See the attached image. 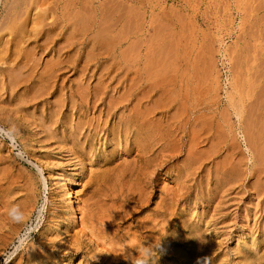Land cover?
<instances>
[{"label":"rangeland","instance_id":"rangeland-1","mask_svg":"<svg viewBox=\"0 0 264 264\" xmlns=\"http://www.w3.org/2000/svg\"><path fill=\"white\" fill-rule=\"evenodd\" d=\"M185 1L0 0V31L6 28L4 35L0 33L5 38L16 34L7 31L8 25H27L22 42H13L7 55H0V264H92L81 256H65L66 250L61 249L74 236L82 235L81 219L88 210L100 223L108 221L113 237L103 245L105 242L98 244L92 238V244L85 248L104 264H129L118 259L122 252L114 229L119 227L121 234L144 231L149 239L161 238L160 254L149 264H264V203L257 207V190L264 186L257 173L264 167V77L257 78V72L264 73V65H259L264 64V8L259 6L264 1ZM254 5L259 7L253 9ZM182 24L187 27L181 29ZM129 25H138L135 36ZM160 25L168 28L163 26L166 29L159 35L154 30L158 26L162 29ZM153 31L158 34L155 42ZM164 33L170 35L168 39ZM171 38L177 46L179 38L186 48L188 42L187 51L192 48L193 57L206 50L203 55L213 56L216 62L209 59L214 65L212 73L199 84L201 87L196 86L192 100L183 108L173 104L169 109V93L161 96V137L156 152L149 154L144 139L153 142L148 138L153 130L137 135L134 123L129 122L132 105L120 97L131 86L155 91L178 89L175 82L167 83L169 77L163 86L160 84V78L178 74L177 60L178 70L164 74L154 67L156 57L151 58L155 48L163 42L170 45ZM135 39L142 45L139 48L136 42L138 48H134L140 55L130 53ZM208 47H213V52ZM60 48L64 81L58 83V78L46 76L56 70ZM147 51L151 55L146 57ZM13 53L15 62L10 63L12 58H5ZM247 53L252 54V60L248 58L251 63ZM174 54L168 69L177 59ZM146 58L155 65L147 66ZM187 60L184 72L188 71ZM142 62L147 72L153 70L145 73ZM9 65L11 70H7ZM61 84L62 94L58 92ZM94 90L108 91L113 97H91L89 92ZM256 97H262V102ZM111 104L115 107L108 114ZM252 105L256 112L257 107H263L260 116L255 112L249 118L254 113ZM237 106L243 111L240 119L234 112ZM251 123L260 131L258 138ZM112 215L121 216L111 220L115 223L111 228ZM135 256L140 264L145 256L141 247Z\"/></svg>","mask_w":264,"mask_h":264},{"label":"bare ground","instance_id":"bare-ground-1","mask_svg":"<svg viewBox=\"0 0 264 264\" xmlns=\"http://www.w3.org/2000/svg\"><path fill=\"white\" fill-rule=\"evenodd\" d=\"M11 1V0H10ZM160 1V0H159ZM189 2H190V0H188ZM188 1H185V2H187V3H189ZM238 1V0H237ZM236 1V2H237ZM244 1V0H243ZM262 1V0H261ZM264 1V0H263ZM13 2V1H12ZM12 2H11V4H12ZM246 2H248V0L246 1ZM245 2V3H246ZM253 2H255L254 0H253ZM138 3V2H137ZM141 3V2H140ZM159 3V2H158ZM215 3V2H214ZM213 3V4H214ZM240 3V2H239ZM256 3H257V0H256ZM264 4V2H261V4ZM199 4V3H198ZM253 4H255V3H253ZM135 5V4H134ZM134 5H132V6H134ZM259 5V4H258ZM254 5V6H251V7H253V9H256V7L258 8L259 6H261V8L263 9L264 8V5ZM132 6H130L131 8H132V10H133V7ZM136 6V5H135ZM158 6V5H157ZM249 6H250V4H249ZM249 6H247V8H249ZM256 6V7H255ZM11 7V6H10ZM29 7V6H28ZM137 7V6H136ZM140 7V6H139ZM216 7V6H215ZM239 7V6H238ZM250 7V8H251ZM255 7V8H254ZM9 8V7H8ZM130 8V9H131ZM183 8V7H182ZM21 9V8H20ZM137 9V8H136ZM252 9V8H251ZM253 9H252V11H253ZM260 9V8H259ZM258 9V10H259ZM8 10H6V12H7ZM15 11V10H14ZM140 11H142V10H140ZM11 12V11H10ZM20 12V11H19ZM131 12V11H130ZM165 12V11H164ZM167 12V11H166ZM176 12V11H175ZM174 12V13H175ZM120 13V12H119ZM144 12L142 11V14H143ZM250 13V12H249ZM18 14V13H17ZM24 14V13H23ZM114 14V13H113ZM140 14V13H139ZM138 14V15H139ZM141 14V15H142ZM164 14H166V13H164ZM5 15V14H4ZM6 15H7V13H6ZM5 15V16H6ZM13 15V14H12ZM21 15V14H20ZM120 15V14H119ZM137 15V16H138ZM140 15V16H141ZM263 15H264V13H263ZM132 16V15H131ZM130 16V17H131ZM136 16V15H135ZM169 16V15H168ZM185 16V15H184ZM184 16H181V18L182 17H184ZM7 17V16H6ZM11 17V16H10ZM133 17V16H132ZM131 17V18H132ZM139 17V16H138ZM163 17V16H162ZM161 17V18H162ZM180 17V16H179ZM179 17H178V19H179ZM260 17H262V16H260ZM13 18V17H12ZM134 18V17H133ZM164 18V17H163ZM247 18V17H246ZM14 19V18H13ZM106 19V18H105ZM135 19V18H134ZM133 19V20H134ZM165 19H166V17H165ZM211 19V18H210ZM264 19V18H263ZM262 19V20H263ZM11 20V19H10ZM9 20V21H10ZM118 20H120V19H118ZM133 20H131V21H133ZM138 20V19H137ZM184 20H185V18H184ZM183 20V21H184ZM260 20V19H259ZM79 21V20H78ZM117 21V20H116ZM140 21V20H139ZM164 21V20H163ZM182 21V22H183ZM2 22H3V20H2ZM4 22H6L5 20H4ZM3 22V23H4ZM79 22H81V21H79ZM119 22V21H118ZM167 22V21H166ZM171 22V21H170ZM180 22V21H179ZM253 22V21H252ZM255 22H257V20L255 21ZM261 22H263V21H260V23ZM13 23V22H12ZM133 23V22H132ZM135 23V22H134ZM136 23L137 24H139V22H137L136 21ZM158 23V22H157ZM161 23V22H160ZM193 23V22H192ZM102 24V23H101ZM141 24V23H140ZM165 24V23H164ZM186 24H187V22H186ZM262 24V23H261ZM115 25H116V22H115ZM173 25V24H172ZM185 25V24H184ZM184 25L182 24V25H180V28L181 29H183V27H184ZM264 25V24H263ZM2 27L4 26V25H1ZM16 26V25H15ZM26 26L27 25H19L17 28H15L14 26H12V25H8L7 26V31L9 32V29H10V31H11V33L12 34H15V32H16V34L14 35L15 37H13V38H5V36H3L4 35V33H6V32H4V30H6V28L4 27V28H2V29H4V30H2V31H0V32H2L3 33V35L0 33V55H2V54H6V52H9L8 50H10V47H11V45H12V43L14 42V44L15 45H18L20 42H22V39L24 38V34H25V28H26ZM102 26V25H101ZM104 26V25H103ZM110 26V25H109ZM131 26V27H130ZM137 26L138 25H129V29L131 30V32H132V34H133V36H135L136 35V29H137ZM161 27H162V29H160V27L158 26V28H159V30H157L158 28H157V26H154V29H155V27L157 28L156 30H154L156 33H160L161 31H165L164 29H166V28H168V27H166V25H163L164 27H166V28H164L162 25H160ZM168 26H171V23H170V25H168ZM12 27H14V28H12ZM115 27V26H114ZM125 27H126V25H125ZM128 27V26H127ZM172 27V26H171ZM185 27H187V26H185ZM185 27H184V29H185ZM28 28V27H27ZM123 28H124V26H123ZM164 28V29H163ZM174 28V27H173ZM128 29V28H127ZM126 29V30H127ZM128 29V30H129ZM143 29V28H142ZM170 29V28H169ZM168 29V30H169ZM262 29V28H261ZM260 29V30H261ZM111 30H113V29H111ZM123 30H125V29H123ZM125 30V32H127ZM161 30V31H160ZM180 30V29H179ZM41 31V30H40ZM153 31V32H154ZM159 31V32H158ZM181 31V30H180ZM249 31V30H248ZM130 32V31H129ZM154 32V33H155ZM166 32H167V30H166ZM185 32H186V30H185ZM184 32V33H185ZM256 32V31H255ZM49 33V32H48ZM155 33V34H156ZM170 33V32H169ZM262 33H264V32H262ZM262 33H261V35H262ZM27 34V33H26ZM60 34V33H59ZM128 34V33H127ZM126 34V35H127ZM154 34V36H152V40L154 41L156 38H155V36H157L158 34H156L155 35ZM166 33H164V35H165ZM167 34H168V32H167ZM165 35V38H169L168 36H170V35ZM250 34V33H249ZM253 34V33H252ZM160 35V34H159ZM177 35V34H176ZM175 35V36H176ZM256 37H258L257 36V32H256ZM259 35V34H258ZM49 36V35H48ZM151 36V35H150ZM149 36V37H150ZM162 36H163V34H161V37L159 38V39H161L162 38ZM189 36H191V35H189ZM263 36V35H262ZM261 36V37H262ZM173 37V36H172ZM177 37V36H176ZM196 37V36H195ZM249 38H250V35L248 36ZM118 38H119V36H118ZM129 38V37H128ZM164 38V39H165ZM186 38H187V35H186ZM194 38V37H193ZM150 39H151V37H150ZM159 39H157V40H159ZM164 39H162L163 41H165ZM172 39H174V38H171V40ZM185 39V38H184ZM211 39V38H210ZM209 39V40H210ZM213 39V38H212ZM211 39V40H212ZM47 40V39H46ZM142 40V39H141ZM149 40V39H148ZM177 40V39H176ZM186 40H188V39H186ZM185 40V41H186ZM134 41V40H133ZM149 41H151V40H149ZM156 41V40H155ZM154 41V42H155ZM162 41V42H163ZM251 41V40H250ZM249 41V43H250V45H251V42ZM132 42V41H131ZM136 42H138V44H139V48L140 47H142V45L139 43V41H138V39H135V42H133V43H130V44H132V51H131V49H129L128 48V45H127V48L129 49V52L130 53H133V51H134V48L138 45ZM159 42H160V40H159ZM171 42V41H170ZM263 42V41H262ZM262 42H261V44H262ZM24 43V42H23ZM22 43V44H23ZM149 43V42H148ZM157 44H158V41L156 42ZM168 43V42H167ZM166 42H163V43H160L159 44V46L158 47H156L155 48V50H154V54H153V50L151 51V53L153 54V55H151L150 54V51L148 52L149 53V55H146V57L147 56H152L151 58H154L155 59V57H156V61H154V60H152L151 58H150V60H152V61H154V63L156 64H149L148 63V61H147V58H146V61H145V63H148L147 64V66H154V67H156L157 69H158V71L159 72H161V73H164L165 74V72L167 71V70H169V72L171 71V70H178V68H177V65L179 66V70H178V74L177 75H175V76H172V75H170L169 76V74H171V73H167L168 75H166V77H165V79H163V78H160V80H161V85H162V83H164V81L163 80H165V82H166V80L168 79V77L170 78V79H168L167 80V83H168V81L170 82V85L171 84H173L174 82H175V84H176V86H178V89L177 90H175V92H173V91H171V90H168V88L169 87H166L167 88V90H157V91H155V90H145V88H142V89H137V88H135V87H133V86H131V89H130V87H129V89L127 88V90H128V92H126L122 97H120V98H125V100L124 101H126V102H128V104L129 105H132V110H131V115L132 116H130V123H134V127H136L135 129H137V132H136V134L137 135H141V133H143V134H145L147 131H148V133H150L149 131H151V130H153V136L152 137H148L149 139H151V140H153V142H150L149 143V140L146 138V139H144L145 140V143H147L146 144V146H145V151L146 152H149V154L150 153H152V154H154L155 152H156V150H157V148H158V144H159V141H160V122H161V120H162V112H161V109L163 110V108L161 107V103H160V101H163L164 102V100H161L162 99V97L163 96H165V97H167L166 96V92L167 93H169L168 95V101H170L166 106L170 109V108H173L174 107V105L173 104H177L178 106H179V108H183L184 106H186L187 105V103H189V101H191L192 100V98H193V95L195 94L194 93V91H195V88H196V86L197 85H199V84H201V83H203V80H208V78L207 79H204V78H206L208 75H210V73H212V71H211V69H212V67L214 66V65H212V63H215L211 58L213 57H211V58H209V57H206L205 55H208V54H204L203 55V53L206 51H204L203 53H202V51L201 50H199V52H197V56L196 57H193V55L192 54H190L191 52H190V50H192V48L189 50V51H187V48H188V42H186L187 43V48L185 47V45H183V43H182V39L181 38H179L178 39V46H177V42H176V45H175V43H174V41L172 40V42H171V44L169 45V44H167ZM150 44V46H151V43H149ZM153 44V43H152ZM202 44H203V42H202ZM208 44V43H207ZM253 44V43H252ZM26 45V44H25ZM141 45V46H140ZM148 45V44H147ZM174 45H175V47H178V48H176L177 50L176 51H174L175 50V47H174ZM192 45V44H191ZM209 45H210V42H209ZM248 45V44H247ZM249 45V46H250ZM263 45V44H262ZM193 46V45H192ZM203 46V45H202ZM207 46V45H206ZM215 46V45H214ZM261 46V45H260ZM130 48H131V46H129ZM148 47V46H147ZM146 47V48H147ZM197 47V46H196ZM209 47H211V46H209ZM209 47H208V49H209ZM259 47V46H258ZM127 48H126V50H127ZM137 48H138V46H137ZM136 48V50L134 51L136 54H139L138 52L139 51H137V50H139V49H137ZM144 48V47H143ZM207 48V47H206ZM244 48H245V46H244ZM250 48V47H249ZM253 48V47H252ZM14 49H16V48H14ZM31 49V48H30ZM213 49V47L212 48H210L209 50L211 51ZM241 49V48H240ZM246 49V48H245ZM251 49V48H250ZM259 49V48H258ZM262 50V49H261ZM261 50H258V51H261ZM248 51V50H247ZM209 52V51H208ZM212 52H213V50H212ZM212 52H209V53H212ZM241 53H242V50L240 51ZM30 53V52H29ZM57 55H59V59L57 60V62H56V66L54 65V63H53V65L56 67V70L55 71H53L52 73H49V75H47L46 77H48V78H53V77H56V78H58V83H59V81L61 80V82H63L64 80V78H63V76H64V73H63V64H64V60H63V58H62V55H63V48H60L58 51H57ZM130 53H128L127 52V54H128V56H129V54ZM142 53V52H141ZM148 53H146V54H148ZM174 53H177L176 54V57H177V59H175L174 58V61H175V63H174V65L173 66H171L172 67V69H168V66L170 65V60L172 59V57H173V54ZM206 53H207V51H206ZM221 53V52H220ZM249 53V52H248ZM248 53H247V55H248ZM135 54V55H136ZM171 54H172V56H171ZM190 54V56H188ZM238 54V53H237ZM236 54V55H237ZM251 54V53H250ZM250 54L246 57L247 59L249 58L250 60H252L251 58L252 57H250ZM258 54H260V53H258ZM258 54H256V55H258ZM7 55V54H6ZM15 54L13 53V54H10L9 55V57H4L5 59H11L12 61L10 62V63H12L13 61H14V58H13V56H14ZM133 55V54H132ZM131 55V56H132ZM140 55V54H139ZM175 55V54H174ZM242 55V54H241ZM252 55V54H251ZM263 55H264V53H263ZM33 56V55H32ZM210 56V55H209ZM18 57V56H17ZM237 57V56H236ZM131 58V57H130ZM149 58V57H148ZM201 58H202V60H201ZM133 59H135V58H133ZM132 59V60H133ZM186 59H188L187 61H188V71L187 72H184L183 71V69L185 68V66H184V64H183V62L186 60ZM209 59H211V60H209ZM240 59H242L241 58V56H240ZM247 60V61H249V63H251L250 62V60ZM257 59H259L258 57H257ZM173 60V59H172ZM176 60H177V62H178V64L176 65ZM237 60V59H236ZM5 61V60H4ZM36 61V60H35ZM151 61V62H152ZM209 61H211V62H209ZM246 61V62H247ZM257 61V60H256ZM264 61V60H263ZM8 62V61H7ZM15 62V61H14ZM143 63V62H142ZM211 63V64H210ZM236 63H238V61L236 62ZM240 63V62H239ZM242 63H243V59H242ZM248 63V62H247ZM16 64V63H15ZM209 64L211 65V66H209ZM132 64H129V66H131ZM145 64L143 63V65L142 66H144ZM185 65H187V62H186V64ZM237 65H240V64H237ZM245 65V64H244ZM254 65V64H253ZM259 65H264L263 63L262 64H260L259 63ZM25 66V65H24ZM36 66V65H35ZM135 66V65H134ZM146 66V65H145ZM144 66V68H145V73L147 72L146 71V68L147 67H145ZM149 66V67H150ZM247 66H248V64H247ZM249 66H250V64H249ZM260 66V67H261ZM19 67H21V66H19ZM136 67V66H135ZM10 68H12L10 65L8 66V68H7V70H11ZM173 68H177V69H173ZM187 68V67H186ZM238 68V67H237ZM236 68V69H237ZM249 69H250V67H248ZM247 68V69H248ZM46 69H47V67H46ZM134 69V68H133ZM149 69V68H148ZM151 69V68H150ZM149 69V70H150ZM232 69V68H231ZM241 69V68H240ZM246 69V70H247ZM260 70H261V68H259ZM13 70V69H12ZM51 70V69H50ZM54 70V69H53ZM136 70V69H135ZM148 70V72H150ZM151 70H153V69H151ZM233 70V69H232ZM238 70V69H237ZM243 70H244V68H243ZM255 70V69H254ZM260 70H256V71H260ZM263 70V69H262ZM185 71H186V69H185ZM211 71V72H210ZM235 71V70H234ZM249 71V70H248ZM47 72V71H46ZM148 72H147V74H148ZM172 72H176V71H172ZM236 72V71H235ZM19 73H20V71H19ZM59 73V74H58ZM139 73H141L140 71H139ZM154 73H156L157 74V72L155 71ZM245 73V72H244ZM152 74H153V72H152ZM173 75H174V73H172ZM257 74L259 75L257 78L258 79H260L261 77H264L263 75H264V73H263V71L261 72L260 71V73H258L257 72ZM150 75H151V73H150ZM150 75H148V76H150ZM242 76H243V74H241ZM256 73L254 74V78H256ZM16 76V75H15ZM147 76V75H146ZM241 76V77H242ZM18 77H20L19 75H18ZM132 77V76H131ZM153 77H155L156 78V76H153ZM152 77V78H153ZM210 77V76H209ZM240 77V76H239ZM245 77V76H244ZM244 77H243V79H244ZM253 77H252V79H253ZM9 78V75H6V78H5V83H7V80H9L8 79ZM20 79V78H19ZM22 79V78H21ZM258 79H256L257 81H259ZM153 80H154V78H153ZM219 80V79H218ZM218 80H217V82H218ZM238 80V79H237ZM255 80V81H256ZM14 81H15V79H14ZM19 81V80H18ZM159 81V80H158ZM240 81H241V79H240ZM256 81V82H257ZM9 82V81H8ZM12 82H13V80H12ZM20 82V81H19ZM50 82H51V80H50ZM60 82V83H61ZM134 82H136V81H134ZM134 82H132V83H130V84H133ZM210 82H213V81H210ZM242 82V81H241ZM260 82V81H259ZM262 82V81H261ZM155 83H158V82H155ZM166 83V84H167ZM204 83H205V81H204ZM8 84V83H7ZM63 84V83H62ZM62 84L60 85L61 87H60V89L58 90V92H61V94H62V90H63V87H62ZM136 84V83H135ZM135 84H134V86H135ZM237 84V83H236ZM238 84H239V82H238ZM256 84V83H255ZM260 84V83H259ZM263 84V85H262ZM156 85V84H155ZM158 85V84H157ZM156 85V86H157ZM253 85V84H252ZM137 86V85H136ZM160 86V85H159ZM158 86V87H159ZM163 86V85H162ZM161 86V87H162ZM200 86V85H199ZM199 86H198V88H199ZM210 86V85H209ZM261 86H262V88H264L263 86H264V82H262L261 83ZM260 86V87H261ZM201 87V86H200ZM249 87H251V86H249ZM173 88V87H172ZM207 88V87H206ZM208 88H210V87H208ZM261 88V89H262ZM48 89V88H47ZM200 89V88H199ZM240 89V88H239ZM252 89V88H251ZM250 89V90H251ZM57 90V89H56ZM263 90V89H262ZM261 90V91H262ZM11 91V90H10ZM205 91V90H204ZM207 91H209V89L207 90ZM241 91V90H240ZM258 91H260V89L258 90ZM203 92V91H202ZM45 93V92H44ZM261 93H263V92H261ZM89 94H90V96L91 97H94V98H100V96H101V98L100 99H103V98H106V97H110V98H112L113 97V95L110 93V92H108V91H102V92H99V91H96V90H94V91H92V92H89ZM258 95L260 94V93H257ZM256 94V95H257ZM264 94V93H263ZM257 95V96H258ZM61 96V95H60ZM155 96H158V98H156V99H154V102L155 103H152L151 104V100L155 97ZM162 96V97H161ZM231 96H233V95H231ZM260 96H263L262 94L260 95ZM2 98V97H1ZM232 98V97H231ZM257 98V97H256ZM255 98V99H256ZM258 100L260 99V101L262 102V97L260 98H257ZM48 100V98L45 100V101H47ZM97 100V99H96ZM231 100V99H230ZM257 100V101H258ZM159 102V104L160 105H158V103L157 102ZM232 101V100H231ZM256 101V100H255ZM256 101V102H257ZM255 102V103H256ZM264 102V101H263ZM60 103V102H59ZM121 103V102H120ZM147 103V104H146ZM254 104V103H253ZM248 105H250V104H247V106ZM255 105H257V103L255 104ZM254 105V106H255ZM128 105H124V107H127ZM254 106L252 105L251 106V109H253L254 108ZM113 107H115V106H113L112 104L108 107V111H107V113L108 114H110V112H111V110L113 109ZM165 107V106H164ZM260 107V106H259ZM259 107H257L258 108V112H256L255 110H256V106H255V110L253 109L252 111H254V113H252V116L250 117L248 114H247V116H249V118H252L253 117V114H255V112H256V114L258 113L259 114V116H260V114H262V111H260V110H263L264 108V106L262 107V108H260V110H259ZM159 108H160V110H159ZM167 108V109H168ZM250 109V110H251ZM180 110V109H179ZM1 111V110H0ZM229 111V110H228ZM19 112V111H18ZM181 112V111H180ZM234 112H235V114H236V116L240 119V117H241V114H242V112L243 111H241V109H240V107L239 106H237V107H235L234 108ZM173 113V112H172ZM248 113H250L249 112V106H248ZM174 114V113H173ZM177 114V113H176ZM221 114H225V113H223V112H221ZM234 114V115H235ZM251 114V113H250ZM112 115V114H111ZM50 116V115H49ZM176 116V115H175ZM256 116V115H255ZM264 116V115H263ZM177 117V116H176ZM258 116H256V118H257ZM180 118V117H179ZM249 118H248V121H250L249 120ZM259 118V117H258ZM257 118V119H258ZM254 119V118H253ZM260 119V118H259ZM264 119V118H263ZM245 120V119H244ZM256 120V119H255ZM77 122V121H76ZM168 122V121H167ZM220 122V121H219ZM258 122V121H257ZM261 122L262 121H260V124H261ZM79 123V122H78ZM165 123V122H164ZM177 123V122H176ZM203 124H205V123H203ZM202 124V125H203ZM218 124V123H217ZM245 124V123H244ZM247 124V123H246ZM249 124V123H248ZM255 125L257 124L256 122L254 123ZM253 123H251V127H252V125H254ZM263 124H264V121H263ZM130 125H132V124H130ZM253 126V127H255V129L256 130H258V128L256 127V126ZM96 126V125H95ZM146 126H147V128H146ZM205 126V125H204ZM247 126V125H246ZM250 126V125H249ZM220 127H222V126H220ZM244 127V126H243ZM250 127V128H251ZM252 127V128H253ZM263 127H264V125H263ZM247 128H248V126H247ZM102 129V128H101ZM181 129V128H180ZM218 129V128H217ZM243 129H245V127L243 128ZM262 129V128H261ZM147 130V131H146ZM162 130V129H161ZM169 130V129H168ZM204 130V129H203ZM248 130V129H247ZM251 130V129H250ZM253 130L254 129H252V132H253ZM256 130H254L256 133V136L255 137H257L258 138V136L257 135H259V134H257L258 132H260L259 130L258 131H256ZM75 131V130H74ZM80 126H77L76 127V133L79 135V133H80ZM146 131V132H145ZM193 131V130H192ZM197 131V130H196ZM249 131V130H248ZM244 132H245V130H244ZM250 132V131H249ZM252 132H251V134H252ZM169 133V132H168ZM194 133H195V131H194ZM197 134V133H196ZM206 134V133H205ZM245 134V133H244ZM261 134H262V132H261ZM182 135V134H181ZM247 135H248V137H249V135H250V133L248 134L247 133ZM263 135V134H262ZM173 138V137H172ZM199 138V137H198ZM256 138V139H257ZM193 139V138H192ZM247 139V138H246ZM245 139V140H246ZM259 139H262V138H259ZM264 140V139H263ZM263 140H261V141H263ZM175 141V140H174ZM217 141V140H216ZM247 141V140H246ZM232 142H234V141H232ZM249 143H251V142H254L253 140L250 142V141H248ZM256 142H258V141H256ZM260 142V141H259ZM149 143V144H148ZM199 143V142H198ZM197 143V144H198ZM219 143V142H218ZM248 143V144H249ZM195 144V143H194ZM230 144V143H229ZM236 144V143H235ZM259 144V143H258ZM264 145V144H263ZM217 146V145H216ZM252 146V145H251ZM254 146V145H253ZM252 146V147H253ZM250 147V146H249ZM251 147V148H252ZM194 148V147H193ZM262 148V147H261ZM260 149V148H259ZM259 149H258V151H256V152H259ZM254 150L255 149H253V152H254ZM263 150V149H262ZM218 151V150H217ZM260 152H262V151H260ZM179 153V152H178ZM167 154V153H166ZM257 154V153H256ZM262 154L264 155V150H263V152H262ZM157 156V158L159 157V154H158V152H157V154H156ZM263 155H262V162H263V160H264V158H263ZM228 156V155H227ZM230 156H233V155H230ZM257 156V155H256ZM260 156H261V154H260ZM260 156H259V158H260ZM239 157V156H238ZM258 158V157H257ZM242 159V158H241ZM193 160H195L196 161V159H193ZM233 160V159H232ZM238 160H239V158H238ZM255 160V159H254ZM259 160V159H258ZM227 161V160H226ZM235 161V160H234ZM249 161V160H248ZM232 162V161H231ZM256 162V161H255ZM193 163H196V162H193ZM199 163V162H198ZM224 163V162H223ZM230 163V162H229ZM234 163V162H233ZM127 165V164H126ZM258 167L260 166V165H257ZM156 167V166H155ZM246 167V166H245ZM158 169H160V168H158ZM104 170V169H103ZM154 171V170H153ZM93 172V171H92ZM229 172V171H228ZM232 172L234 173V172H236L234 169H232ZM237 172H238V170H237ZM232 173V174H233ZM258 179L259 180H264V167L263 168H260L259 170H258ZM256 173V174H257ZM231 174V175H232ZM154 175H156V174H154ZM235 175H237V173L235 174ZM229 176V175H228ZM257 177V176H256ZM221 178V177H220ZM97 179V178H96ZM95 179V180H96ZM225 179V178H224ZM143 181V180H142ZM139 182H141V181H139ZM255 182H256V180H255ZM252 183V182H251ZM250 183V184H251ZM191 184V183H190ZM226 184V183H225ZM236 186H237V184H236ZM126 187V186H125ZM248 187V186H247ZM263 188L262 189H260V190H257V193H258V197L260 198V200L258 201V203H257V207H259L260 205H263V203H264V186H262ZM140 188V187H139ZM244 188V187H243ZM228 190V189H227ZM182 191V190H181ZM226 191V190H225ZM244 191V190H243ZM175 194V193H174ZM233 194V193H232ZM237 195L239 194L238 192L236 193ZM20 195V194H19ZM157 195V194H156ZM240 195V194H239ZM133 198V197H132ZM8 199V198H7ZM150 199V198H149ZM219 199V198H218ZM234 200H236V197L235 198H233ZM249 200V199H248ZM218 201V200H217ZM241 201V200H240ZM219 202V204H218V206H221V201H218ZM239 202V201H238ZM235 203V202H234ZM237 203V202H236ZM252 205V204H251ZM122 208V207H121ZM140 208L141 209H144V207L143 206H141L140 205ZM239 208V207H238ZM87 209V208H86ZM240 209V208H239ZM88 210V209H87ZM118 210V209H117ZM19 211V210H18ZM28 211V210H27ZM23 212V211H22ZM262 212H263V215H264V210H262ZM213 213V212H212ZM14 214V213H13ZM101 214V213H100ZM104 214V213H103ZM110 214V213H109ZM22 215V214H21ZM124 215V214H123ZM121 216V215H120ZM119 215H115L114 217H113V215L111 216V218L109 219V222H111V220H117V217H120ZM100 217V216H99ZM224 217V216H223ZM105 219H106V217H104ZM103 219V218H102ZM124 219H127V218H124ZM123 219V220H124ZM133 219V218H132ZM113 220V221H114ZM220 220V219H219ZM235 220H237V217H236V219ZM106 221V220H105ZM81 223L83 224V229L81 230V232H82V235H80V234H77L76 236H74L72 239H71V241L69 240L68 241V244L66 243L65 245H62L61 246V249H65L66 250V253H65V256H71V255H74V256H81V257H83V258H85V259H88V260H91V263L92 264H104L105 262H102V261H98V260H96L94 257H91L90 255H89V252H88V250H86L85 248L86 247H88V246H90L91 244H92V238L94 239V240H96L97 241V243L99 244V243H101V242H105V243H102V245L103 244H106V243H108V242H111L112 241V238L113 237H111V235H110V231H109V228H108V221L107 222H105V223H100V221L97 219V218H95V215L93 214V213H91V211H84L83 212V217H82V219H81ZM114 222H111V228H112V224H113ZM235 223H236V221H235ZM115 224V223H114ZM155 224V223H154ZM208 225V224H207ZM119 226V224H116V227H118ZM9 227V226H8ZM229 229V228H228ZM227 229V230H228ZM213 230H214V228H213ZM160 231V230H159ZM153 232L155 233V232H158V231H155V230H153ZM161 232V231H160ZM114 233L117 235V236H115V238H117V244H119V246H121V249H120V252H122V254H121V257L120 258H118L120 261H123V262H129V264H137L138 262L136 261L137 260V257L135 256V253L137 252V249L139 248V247H141L142 248V253H146L147 251H151V253H152V256H151V258H153V257H158L159 256V254H160V248H161V246L159 247V248H157L156 249V247H157V245L158 244H160V241H161V238L160 237H158V236H154V237H152L151 239H149V236L148 235H144V231H142L140 234H131V233H129V232H126V233H123V234H121V229H120V227L119 228H117V229H114ZM159 234V233H158ZM133 235V236H132ZM163 235V234H162ZM89 236V237H88ZM162 237V236H161ZM46 240V239H45ZM217 240H219V239H217ZM100 241V242H99ZM150 241V242H149ZM207 242H208V240H207ZM55 243V242H54ZM214 243V242H213ZM227 244V243H226ZM109 245V244H108ZM120 248V247H119ZM101 249V248H100ZM111 249H113V248H111ZM96 250V249H95ZM205 250V249H204ZM157 252V253H156ZM119 253V252H118ZM120 254V253H119ZM118 254V255H119ZM53 255V254H52ZM184 258V257H183ZM227 261V260H226Z\"/></svg>","mask_w":264,"mask_h":264},{"label":"clouds","instance_id":"clouds-1","mask_svg":"<svg viewBox=\"0 0 264 264\" xmlns=\"http://www.w3.org/2000/svg\"><path fill=\"white\" fill-rule=\"evenodd\" d=\"M160 247V244L157 245L156 249ZM157 253V252H156ZM152 253L151 251H147L145 253L144 258L140 261V264H149V260L151 259Z\"/></svg>","mask_w":264,"mask_h":264}]
</instances>
